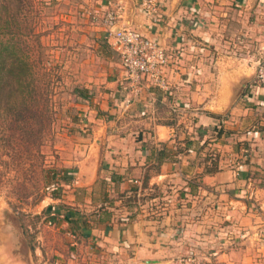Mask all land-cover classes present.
I'll return each mask as SVG.
<instances>
[{
	"label": "crops",
	"instance_id": "0c3cea01",
	"mask_svg": "<svg viewBox=\"0 0 264 264\" xmlns=\"http://www.w3.org/2000/svg\"><path fill=\"white\" fill-rule=\"evenodd\" d=\"M86 1L87 10L116 12V27L166 50L170 89L132 90L123 70L109 74L80 108L76 124L87 123L89 133L69 148L74 177L49 204L51 234L37 237L43 244L31 257L23 234L17 243L1 231L14 259L0 248V264H264V250L250 244L264 217L250 213L247 201L262 198L256 205L264 210V85L253 79L258 57L240 48L234 59L231 38L219 39L229 29L252 30L247 16L259 20L264 0H160L156 23L143 0ZM216 154L217 170L210 169ZM167 192L175 195L162 197ZM234 226V239L247 237L240 248L212 241L200 252L199 242L188 241ZM247 229L243 237L237 231Z\"/></svg>",
	"mask_w": 264,
	"mask_h": 264
},
{
	"label": "rangeland",
	"instance_id": "374dc122",
	"mask_svg": "<svg viewBox=\"0 0 264 264\" xmlns=\"http://www.w3.org/2000/svg\"><path fill=\"white\" fill-rule=\"evenodd\" d=\"M88 4L90 1L86 0H0V43L3 45L0 48L4 49L1 57L5 63L0 84V232L6 236L10 231L16 241L17 235L23 234L31 257H34L33 246L43 244L40 239V243L37 242V237L48 236L54 227L55 214L54 208L49 207L50 202L66 195L69 178L74 177L69 162L74 156H70L69 148L71 144H79L78 139L89 133L87 123H79L82 130L76 124L78 115L85 112L80 108L83 104H92L96 92L109 81L111 72L118 76L124 71L116 52L105 39L103 18L106 13H98L93 8L87 10ZM234 17L238 15L231 16ZM258 19L253 14L247 16L252 30L248 29L246 34L229 29L219 35L221 41L231 38L228 50L234 53L230 57L239 59L240 48L251 57H258L254 80L262 63L259 59L264 57V47L262 55L259 53V46L264 44V14ZM255 23L258 28L254 27ZM164 52L167 55L166 50ZM18 60L27 62L29 73L19 75L18 70L9 73L11 62ZM164 80L169 91V82ZM25 116L29 119L26 128ZM213 158L215 163L210 160L208 166L217 170L219 155ZM173 194L167 192L162 197ZM247 201L250 213L264 217L261 204L256 205L262 198L258 202ZM217 205L214 211L218 210ZM4 224L8 229H4ZM234 228L239 229L234 226L230 234L229 228L226 231L213 229L215 238L207 239L198 234L188 241L193 245L199 242L200 252L212 241L220 248L231 244L240 248L247 237L234 239L239 235ZM258 228L250 244L254 250H264V218ZM248 230L237 231L243 237L245 233L250 235ZM6 241L0 236V248L8 261H12L14 255L8 251L11 242Z\"/></svg>",
	"mask_w": 264,
	"mask_h": 264
},
{
	"label": "built area",
	"instance_id": "2783aa9c",
	"mask_svg": "<svg viewBox=\"0 0 264 264\" xmlns=\"http://www.w3.org/2000/svg\"><path fill=\"white\" fill-rule=\"evenodd\" d=\"M142 8L146 16L156 23L159 20L157 0H143ZM119 14L107 12L103 18L106 39L116 52L125 78L132 90H138L145 84L167 91L162 70L167 63L164 49L153 40L127 27H116ZM255 74V80L264 85V57ZM145 82V83H144Z\"/></svg>",
	"mask_w": 264,
	"mask_h": 264
},
{
	"label": "trees",
	"instance_id": "16d2710c",
	"mask_svg": "<svg viewBox=\"0 0 264 264\" xmlns=\"http://www.w3.org/2000/svg\"><path fill=\"white\" fill-rule=\"evenodd\" d=\"M106 41H107V39H106ZM107 43L109 44L108 41H107ZM0 46H3V45L0 43ZM3 52H4V49L1 47L0 48V84L3 82V76H4V71H5V63H4V61H3L2 57H1ZM15 70H18L17 72H18L19 75L20 74H25V71H28V73H29V66H28L27 62L21 61V60H18V61H15V62H11V64L9 65L8 71H9V73H15ZM27 77H28V75H27ZM27 77L24 79V81L26 83V86L28 85V82H26L27 81ZM21 81L24 83L23 79ZM23 122H24L25 128H26V126H29L28 116H25ZM40 122L41 121H39V123ZM63 181H64V183L67 182L66 180H63ZM51 189H55V188L52 187ZM52 191H54V190H52Z\"/></svg>",
	"mask_w": 264,
	"mask_h": 264
},
{
	"label": "water",
	"instance_id": "95a60500",
	"mask_svg": "<svg viewBox=\"0 0 264 264\" xmlns=\"http://www.w3.org/2000/svg\"><path fill=\"white\" fill-rule=\"evenodd\" d=\"M243 87H244V84H242L241 87L239 88V90H238V92H237V94H236V97L239 96V94L241 93V90H242Z\"/></svg>",
	"mask_w": 264,
	"mask_h": 264
}]
</instances>
